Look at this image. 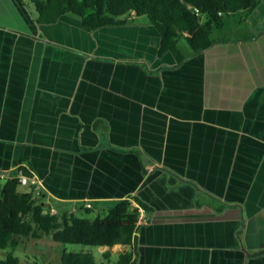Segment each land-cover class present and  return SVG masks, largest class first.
Returning a JSON list of instances; mask_svg holds the SVG:
<instances>
[{"label":"crops","instance_id":"crops-1","mask_svg":"<svg viewBox=\"0 0 264 264\" xmlns=\"http://www.w3.org/2000/svg\"><path fill=\"white\" fill-rule=\"evenodd\" d=\"M241 13L248 34L179 63L151 23L0 0V170L30 168L55 215L140 199L135 243L111 248L133 264H264V0Z\"/></svg>","mask_w":264,"mask_h":264},{"label":"trees","instance_id":"trees-1","mask_svg":"<svg viewBox=\"0 0 264 264\" xmlns=\"http://www.w3.org/2000/svg\"><path fill=\"white\" fill-rule=\"evenodd\" d=\"M40 24H54L71 15L88 31L127 25L146 17L161 39L158 56L171 52L180 63L184 55L178 45L184 40L193 53L211 48L217 40L213 30L223 28V18L238 12H252L259 0H23ZM131 21V22H132ZM99 121L95 122L97 128ZM41 199L18 189V181L0 184V251L20 246L19 239L41 240L44 237L66 245L99 248L132 246L141 224V212L151 208L137 197L121 200L104 215L94 219L71 214L52 215ZM137 206H134V204ZM225 207H215L218 212ZM89 212V210H88ZM105 258L107 259L106 255ZM132 254H121L114 264H133ZM0 264H22L13 254ZM59 264L99 263L91 252H66Z\"/></svg>","mask_w":264,"mask_h":264},{"label":"rangeland","instance_id":"rangeland-1","mask_svg":"<svg viewBox=\"0 0 264 264\" xmlns=\"http://www.w3.org/2000/svg\"><path fill=\"white\" fill-rule=\"evenodd\" d=\"M241 15L244 13L238 12L235 15L227 16L223 18L224 28L220 32L218 30H213V38L218 36H224V38H238L249 33L248 28L241 23ZM138 23H150L146 17L138 18ZM132 21V20H131ZM129 22L128 24H133L134 22ZM122 34V33H121ZM227 36V37H225ZM219 38V37H218ZM179 47L182 51L187 52L188 46L184 40H181ZM20 191V190H19ZM103 213L100 211L90 213L86 217L95 218L97 216H102ZM80 216L85 217V212ZM20 246L17 248H6L0 251V259L5 258L8 254H13L18 257L22 264H59V256L64 252H80L83 249L87 252H91L95 257L105 260L107 264H114L120 254L124 253L123 248L108 249H96L90 247H83L81 245H66L59 244L51 240L49 237H44L41 240L34 239H19ZM105 255L107 259H105Z\"/></svg>","mask_w":264,"mask_h":264},{"label":"built area","instance_id":"built-area-1","mask_svg":"<svg viewBox=\"0 0 264 264\" xmlns=\"http://www.w3.org/2000/svg\"><path fill=\"white\" fill-rule=\"evenodd\" d=\"M10 180L18 181V189L23 194H30L32 198L41 199L44 189L43 181L27 166L20 164L13 171L0 170V184L3 185ZM87 209L91 205H85ZM50 214L55 215L54 210L50 209Z\"/></svg>","mask_w":264,"mask_h":264}]
</instances>
